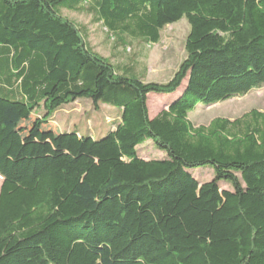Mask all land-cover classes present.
Instances as JSON below:
<instances>
[{"label": "trees", "instance_id": "16d2710c", "mask_svg": "<svg viewBox=\"0 0 264 264\" xmlns=\"http://www.w3.org/2000/svg\"><path fill=\"white\" fill-rule=\"evenodd\" d=\"M64 9L114 57L185 18L184 57L166 82L129 77L138 61ZM262 87L264 0H0V264H264V110L189 119ZM150 94L170 99L154 117ZM78 101L116 108L113 150L41 130Z\"/></svg>", "mask_w": 264, "mask_h": 264}, {"label": "rangeland", "instance_id": "374dc122", "mask_svg": "<svg viewBox=\"0 0 264 264\" xmlns=\"http://www.w3.org/2000/svg\"><path fill=\"white\" fill-rule=\"evenodd\" d=\"M63 15L74 21L76 24L85 26L88 33V43L101 55L110 58L114 63H125L128 59H136L138 66L136 72L127 73L129 77H141L142 69L145 70V81H168L179 62L184 57V40L189 31V24L185 18L170 24L164 28L161 33V39L157 44L140 43L135 39L121 56H116L111 45V40L107 38L106 31L100 24L92 23L90 16L82 13L70 12L64 9ZM85 32V31H84ZM121 49V48H120ZM183 82L176 93L181 92ZM148 100V112L150 117L156 116L170 99L157 94H150ZM108 108L111 110L109 111ZM264 110V87L249 91L246 95L235 97L229 100L218 102L214 105H198L189 113V119L196 125H206L215 117H225L234 119L241 116L250 109ZM116 108L99 105L98 109H93L87 101H78L55 114L53 120L49 121L41 129L43 132H51L55 139L62 143H81L89 147L90 150L104 149L109 147L114 149L111 135L107 132L112 131L114 127L108 126L107 121L111 120ZM106 116H109L106 118ZM87 117H89L87 119ZM26 125V124H24ZM26 131L21 137L28 135ZM73 130L76 133H73ZM48 135V133H45ZM87 134L85 140L82 135ZM102 140H99L100 138ZM49 139L47 138V142ZM151 139H147L138 146L139 155L151 159H164L165 153L154 148ZM97 158V157H96ZM98 164V159H97ZM189 172L200 183L209 181L213 178V172L210 168L198 167L189 170ZM2 178L0 176V184ZM221 189L231 190V186L220 182Z\"/></svg>", "mask_w": 264, "mask_h": 264}, {"label": "crops", "instance_id": "0c3cea01", "mask_svg": "<svg viewBox=\"0 0 264 264\" xmlns=\"http://www.w3.org/2000/svg\"><path fill=\"white\" fill-rule=\"evenodd\" d=\"M162 97H166V96H162ZM172 98H173V96H172ZM166 105H167V103L165 104V107H166ZM165 107H164V108H165ZM164 108H163V109H164Z\"/></svg>", "mask_w": 264, "mask_h": 264}]
</instances>
